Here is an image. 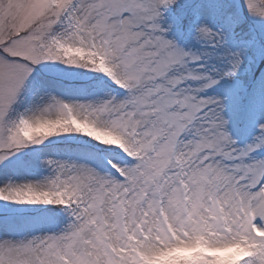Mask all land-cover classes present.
Here are the masks:
<instances>
[{
    "label": "snow or ice",
    "instance_id": "1",
    "mask_svg": "<svg viewBox=\"0 0 264 264\" xmlns=\"http://www.w3.org/2000/svg\"><path fill=\"white\" fill-rule=\"evenodd\" d=\"M0 264H264V0H0Z\"/></svg>",
    "mask_w": 264,
    "mask_h": 264
}]
</instances>
